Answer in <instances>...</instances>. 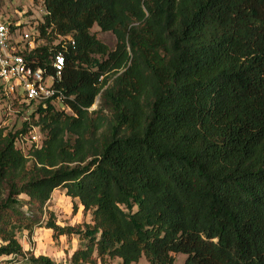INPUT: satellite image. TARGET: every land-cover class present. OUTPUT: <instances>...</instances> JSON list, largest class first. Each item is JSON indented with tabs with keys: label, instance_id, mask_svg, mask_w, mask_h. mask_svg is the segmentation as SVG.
Returning <instances> with one entry per match:
<instances>
[{
	"label": "trees",
	"instance_id": "1",
	"mask_svg": "<svg viewBox=\"0 0 264 264\" xmlns=\"http://www.w3.org/2000/svg\"><path fill=\"white\" fill-rule=\"evenodd\" d=\"M43 7L36 46H14L48 75L64 53L53 86L65 99L22 103L31 113L19 128H0V259L264 264V0ZM32 127L42 144L23 151ZM57 189L90 222L59 226L47 211ZM37 228L79 244L64 263L35 256L17 233Z\"/></svg>",
	"mask_w": 264,
	"mask_h": 264
},
{
	"label": "rangeland",
	"instance_id": "2",
	"mask_svg": "<svg viewBox=\"0 0 264 264\" xmlns=\"http://www.w3.org/2000/svg\"><path fill=\"white\" fill-rule=\"evenodd\" d=\"M0 13L3 15L5 22L10 23L14 28L12 39L18 42L21 40L22 33L36 36V27L42 21L45 10L43 0H0ZM90 32L110 50H114L116 39L112 33L100 32L97 26H93ZM40 43L42 41L37 42V44ZM51 82L49 80L48 84H51ZM2 92H0V128L5 131L16 130L19 128L21 120L29 116L31 108L29 107L28 110L21 108L19 98L12 100L15 96L12 97L6 94V98H2ZM65 111L69 113L66 108ZM21 198L26 199L25 196H21ZM47 211L54 214L59 226L90 222V216L83 217L80 208L76 213L73 211L71 199L61 189H57L53 193ZM46 219L47 215L44 214L42 221L45 222ZM17 239L25 252L32 253L35 256L49 257L57 263L66 262L67 256L79 244L76 236L70 239L62 236L54 240L51 231L45 228H37L32 234L27 231L18 232ZM12 259L11 257L0 259V264H24L22 259ZM175 260L178 264H182L183 256L176 255ZM96 264H119V260L106 258L102 263L97 260ZM137 264H146V262L142 258Z\"/></svg>",
	"mask_w": 264,
	"mask_h": 264
},
{
	"label": "built area",
	"instance_id": "3",
	"mask_svg": "<svg viewBox=\"0 0 264 264\" xmlns=\"http://www.w3.org/2000/svg\"><path fill=\"white\" fill-rule=\"evenodd\" d=\"M13 32L14 30L11 32L9 25L0 13V84L3 85L5 93L19 96L21 104H29L32 101L40 103L46 100L62 102L65 96L60 90L54 88L53 81L59 80L63 72L64 53L59 51L53 55L50 62L52 75L46 74L45 70L41 68L33 69L21 55L16 53L14 45L24 43L22 45H26L28 49H33L36 46L34 36L22 33L21 40L15 42L12 39ZM36 35H38L37 32ZM67 40L72 46L74 45V41ZM49 80L52 81L51 84H48ZM98 98L99 95L88 110L91 111L96 108ZM67 110L69 111L68 108ZM17 141L19 147L25 151L31 147L39 148L42 144V137L37 128L32 127L27 135L21 136Z\"/></svg>",
	"mask_w": 264,
	"mask_h": 264
},
{
	"label": "crops",
	"instance_id": "4",
	"mask_svg": "<svg viewBox=\"0 0 264 264\" xmlns=\"http://www.w3.org/2000/svg\"><path fill=\"white\" fill-rule=\"evenodd\" d=\"M56 191V190H55Z\"/></svg>",
	"mask_w": 264,
	"mask_h": 264
}]
</instances>
